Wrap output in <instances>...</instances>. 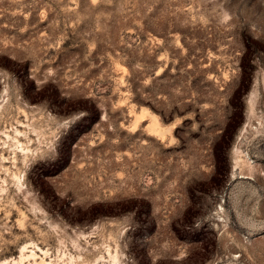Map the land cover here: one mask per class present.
Instances as JSON below:
<instances>
[{"label":"rangeland","instance_id":"obj_1","mask_svg":"<svg viewBox=\"0 0 264 264\" xmlns=\"http://www.w3.org/2000/svg\"><path fill=\"white\" fill-rule=\"evenodd\" d=\"M0 264H264V0H0Z\"/></svg>","mask_w":264,"mask_h":264},{"label":"bare ground","instance_id":"obj_2","mask_svg":"<svg viewBox=\"0 0 264 264\" xmlns=\"http://www.w3.org/2000/svg\"><path fill=\"white\" fill-rule=\"evenodd\" d=\"M152 130L153 131H156L157 130V128H156V125H155V122H153L152 124ZM18 133H19V131H17ZM33 253V252H32ZM41 261V260H40ZM42 263H43V261H42Z\"/></svg>","mask_w":264,"mask_h":264}]
</instances>
